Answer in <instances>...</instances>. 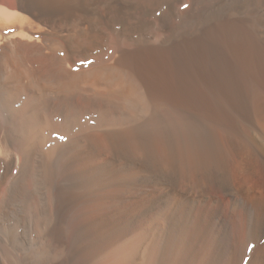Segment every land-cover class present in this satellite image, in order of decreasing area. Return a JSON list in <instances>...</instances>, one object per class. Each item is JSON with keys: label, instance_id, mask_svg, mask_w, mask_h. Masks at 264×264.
I'll return each instance as SVG.
<instances>
[{"label": "bare ground", "instance_id": "6f19581e", "mask_svg": "<svg viewBox=\"0 0 264 264\" xmlns=\"http://www.w3.org/2000/svg\"><path fill=\"white\" fill-rule=\"evenodd\" d=\"M0 264H264V0H0Z\"/></svg>", "mask_w": 264, "mask_h": 264}]
</instances>
